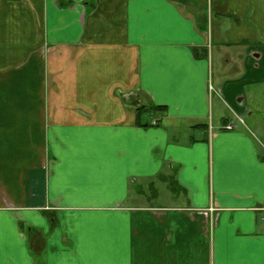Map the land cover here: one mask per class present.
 I'll return each mask as SVG.
<instances>
[{"label": "crops", "instance_id": "obj_1", "mask_svg": "<svg viewBox=\"0 0 264 264\" xmlns=\"http://www.w3.org/2000/svg\"><path fill=\"white\" fill-rule=\"evenodd\" d=\"M263 46L264 0H0V264H264Z\"/></svg>", "mask_w": 264, "mask_h": 264}, {"label": "rangeland", "instance_id": "obj_2", "mask_svg": "<svg viewBox=\"0 0 264 264\" xmlns=\"http://www.w3.org/2000/svg\"><path fill=\"white\" fill-rule=\"evenodd\" d=\"M214 1V0H213ZM215 18H217L216 16H214ZM214 18V20L212 21V27L211 24L209 25V32H210V37H211V32H212V38L214 40V42L217 40V38H219V40H223L224 42H227L228 40H233L234 35H236L233 30H234V23L231 19H225L226 21L220 22L218 19L216 20ZM221 23V25H219ZM221 29V32L219 31ZM260 119L264 120V111L259 115ZM246 121V120H245ZM261 124L264 125V122H261ZM245 126L247 127V131L249 132H255V128L252 127L248 122H245ZM255 135L258 136H264V132L261 135V132L259 131L258 133L255 132ZM258 138V137H257ZM161 185V190L162 192L165 191L166 189V185L165 184H160ZM163 198V197H162ZM156 204H161L163 202H165L163 199L158 200V201H154ZM167 202L170 203V200L168 199ZM153 203V201H152Z\"/></svg>", "mask_w": 264, "mask_h": 264}, {"label": "trees", "instance_id": "obj_3", "mask_svg": "<svg viewBox=\"0 0 264 264\" xmlns=\"http://www.w3.org/2000/svg\"><path fill=\"white\" fill-rule=\"evenodd\" d=\"M263 47H264V46H263ZM153 110H159V111H161V110H164V108L155 107ZM143 111H148V109H146V108H144V107L137 109V112H136V118H137V122H138V124H140V123H139V118H140V116H142V112H143ZM140 125H141V124H140Z\"/></svg>", "mask_w": 264, "mask_h": 264}, {"label": "built area", "instance_id": "obj_4", "mask_svg": "<svg viewBox=\"0 0 264 264\" xmlns=\"http://www.w3.org/2000/svg\"><path fill=\"white\" fill-rule=\"evenodd\" d=\"M234 128H235V126L231 122L223 125V129L226 131H233Z\"/></svg>", "mask_w": 264, "mask_h": 264}]
</instances>
